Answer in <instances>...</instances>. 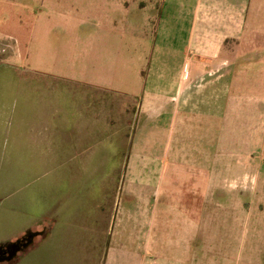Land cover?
I'll return each mask as SVG.
<instances>
[{
	"label": "crops",
	"instance_id": "1",
	"mask_svg": "<svg viewBox=\"0 0 264 264\" xmlns=\"http://www.w3.org/2000/svg\"><path fill=\"white\" fill-rule=\"evenodd\" d=\"M86 8L90 34L75 35L79 48L87 44L80 72L0 90V246L38 233L8 264L49 240L77 257L68 264H238L244 251L233 244L221 179L255 173L261 158L264 0H87ZM126 31L130 53L116 38ZM11 160L67 186L6 235ZM181 174L188 185L177 199Z\"/></svg>",
	"mask_w": 264,
	"mask_h": 264
},
{
	"label": "rangeland",
	"instance_id": "2",
	"mask_svg": "<svg viewBox=\"0 0 264 264\" xmlns=\"http://www.w3.org/2000/svg\"><path fill=\"white\" fill-rule=\"evenodd\" d=\"M71 1L73 0H0V90L20 89V84L17 85L16 82L22 83L23 80L32 86L35 83L44 84L54 81L58 76L72 75L82 70L85 63L81 61H86V57L82 59L80 56L85 50L87 51V44L82 45V49L79 48L75 35L85 39L86 35L90 34L87 30L90 31L91 23L86 10L87 0H78V9L71 4ZM112 15L113 18L119 19L117 15ZM128 18L133 19L134 15ZM80 25L82 30L76 32L74 26L77 28ZM125 33L117 34L116 38L124 39L128 45L126 51L130 53L133 50L131 46L134 45L135 37L129 31ZM112 46L116 48L117 41ZM9 74H14L13 78L16 77L17 80ZM259 134L262 135V132ZM254 150L261 157L256 158L255 173L231 170L229 176H223L221 179L229 199L224 203V215L228 213L226 218L232 217V232L237 237L233 244L239 247L241 252L244 251L237 257L238 264H264V169L259 170L264 161V144H255ZM47 162L49 164L52 161ZM14 164L17 166H13ZM10 165L11 170L16 174L11 176L13 182L11 183L10 180L6 190L12 197L1 204L8 208L14 224L10 226L11 229L5 233L6 235L18 228L26 218L31 220L36 218L46 201V209L53 206L57 185L63 184V188L67 186L65 181L61 183L60 177L52 171L46 176H40L32 174L33 171L26 173L27 170L16 161L11 160ZM176 166V168L182 167V163ZM1 171L4 169H0ZM168 178L165 176L164 182ZM188 178L182 174L174 176L177 199H182L179 191L184 184L188 185V180L187 183L183 182ZM24 196L30 197L27 207L22 204ZM184 198H187V195ZM10 202L17 205L20 202L22 206L19 204L10 211ZM32 239L33 237L28 235L21 244ZM43 243L44 247L41 248L39 255L36 250L31 251L23 257V260L15 264H68L77 258L69 255L67 251L52 249L55 241L49 240ZM18 246L20 243L0 250V259H3L0 263H12L16 258H13L11 253Z\"/></svg>",
	"mask_w": 264,
	"mask_h": 264
},
{
	"label": "trees",
	"instance_id": "3",
	"mask_svg": "<svg viewBox=\"0 0 264 264\" xmlns=\"http://www.w3.org/2000/svg\"><path fill=\"white\" fill-rule=\"evenodd\" d=\"M28 235H31L33 237L32 240H30V242H26L21 244V242L23 241L24 238L28 237ZM38 236V233H34V232H28L26 233L24 236L18 238L15 241L12 242H8L2 246H0V250H4V248L9 247L11 245H15L16 243H20V246L16 247V249L11 253V255L13 256V258H16V256L23 250H25L26 248H28L30 245H32L33 241H34V237ZM11 260V259H10ZM3 259H0V262H2Z\"/></svg>",
	"mask_w": 264,
	"mask_h": 264
}]
</instances>
